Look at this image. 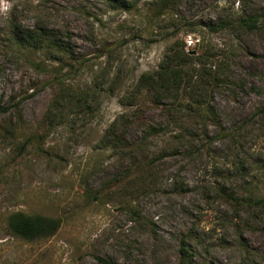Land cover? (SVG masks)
<instances>
[{
  "label": "rangeland",
  "instance_id": "obj_1",
  "mask_svg": "<svg viewBox=\"0 0 264 264\" xmlns=\"http://www.w3.org/2000/svg\"><path fill=\"white\" fill-rule=\"evenodd\" d=\"M177 50L217 73L153 103ZM108 261L264 264V0H0V264Z\"/></svg>",
  "mask_w": 264,
  "mask_h": 264
},
{
  "label": "trees",
  "instance_id": "obj_2",
  "mask_svg": "<svg viewBox=\"0 0 264 264\" xmlns=\"http://www.w3.org/2000/svg\"><path fill=\"white\" fill-rule=\"evenodd\" d=\"M33 36L34 35H32L31 33H25L24 35H19V37L16 38L17 44H20L22 37L26 38L27 40H30ZM193 58L194 57L192 54L185 53L182 50H177L172 55V57L171 55L166 57L167 59L165 62L166 66L161 65L156 70L141 75V77L138 80L140 86H142L143 89H146L149 92V94L152 96L151 101L153 103L159 100V99L155 100L157 97L160 98L163 95L169 94L172 90H174V92L175 91L178 92L180 91V88L182 89L193 88L194 86L192 87L190 82L196 80L197 77L202 76V78H206V77H210L212 74L217 73V71H215V67L214 70L211 69L213 67L212 65L207 66V68L202 67L198 70H195V68H192L193 67L191 65L192 62L191 63L188 62L190 60H195ZM188 69H189V74H188ZM197 88L198 90H203V88H199V87ZM208 107L209 106L204 105L203 103L198 106V109L200 111V114H198L197 117L199 118L197 119L198 123L202 124L204 122H210L211 124H214L213 121L209 119L208 121L206 120V118L209 117L206 116L204 112L206 113L207 109H209ZM4 110H5L4 112H6L8 109L5 108ZM219 130L223 131L222 129ZM116 132L117 131H115L114 129L107 130L106 138L108 139V143L105 139V144H107V146L111 147L112 149H116L119 146L120 147L124 146V143L122 141L123 138L122 135H118ZM148 132L153 133L152 126L148 128ZM192 136L196 140L197 139L200 140V138L201 140L203 139L213 140V138L206 137L204 134L196 135V133L195 134L193 133ZM176 139H178V135ZM118 141L120 143H118ZM219 192L221 194H224L226 199L228 198L231 199L234 196L233 193L222 191L221 189L219 190ZM8 226L11 232L15 236L25 239L27 241H31V240H40L51 237L57 231L59 227V221L41 216L28 217L17 214V215H13L9 219ZM181 251H183V248ZM105 264H118V263L113 261H108L105 262Z\"/></svg>",
  "mask_w": 264,
  "mask_h": 264
}]
</instances>
